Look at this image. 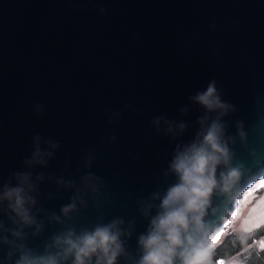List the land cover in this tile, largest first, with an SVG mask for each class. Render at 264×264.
<instances>
[{
	"label": "water",
	"instance_id": "water-1",
	"mask_svg": "<svg viewBox=\"0 0 264 264\" xmlns=\"http://www.w3.org/2000/svg\"><path fill=\"white\" fill-rule=\"evenodd\" d=\"M213 80L235 109L224 116L191 99ZM218 116L232 166H243L240 196L264 176V0H0V194L27 172L36 201L21 237L0 204V264L25 249L56 252L55 237L116 219L117 264H138L139 237L177 182L178 147ZM37 136L53 155L29 166ZM226 205L235 208L217 192L208 210L219 229Z\"/></svg>",
	"mask_w": 264,
	"mask_h": 264
},
{
	"label": "clouds",
	"instance_id": "clouds-1",
	"mask_svg": "<svg viewBox=\"0 0 264 264\" xmlns=\"http://www.w3.org/2000/svg\"><path fill=\"white\" fill-rule=\"evenodd\" d=\"M191 99L209 112L218 111L219 116L235 110L233 105L222 101L215 80L209 83L205 91L198 92ZM219 116L208 127H202L193 142L182 149L178 147L170 164V170L177 176V182L162 197L159 211L152 217L147 233L139 237L142 256L138 264H207L221 231L217 227L218 222L207 219L213 196L219 192L232 207L239 208V182L243 166H232L234 153L224 139L226 125ZM207 119V116L204 117L200 123L203 125ZM154 122L158 124L160 121L157 119ZM185 127L183 123L179 125L181 130ZM168 131H172L171 125ZM238 135L242 140L247 135L242 121L238 122ZM35 139L37 144L33 157L25 161L29 166L36 163L46 164L44 156L53 155L52 152L45 153L41 150L39 136ZM229 139L235 141L234 137ZM52 147L56 148L58 145L53 143ZM221 165L226 170L220 172L218 177L217 170ZM14 175L18 184L4 185L0 204L6 201L8 209L15 214L10 218L21 225V230L13 229L12 234L21 237L23 227L36 223L26 207L36 203L29 194L35 186L31 182L30 173L17 172ZM75 200L73 198V203L62 209L65 215L76 208ZM217 212L218 209H212L213 215ZM224 212L225 215L219 219L229 225L233 224L237 216L232 213L229 205L225 206ZM123 223V220L116 219L110 224L97 225L94 230H86L79 235L74 230H69L54 238V246L58 251L46 250L44 255H34L30 249H25L16 264H62V261L69 258H72V264H117L118 257L125 251L120 239L123 232L118 227ZM248 224L247 220H243L238 227L233 228L234 232L239 233L241 243L246 242L247 234L251 231ZM4 242L10 243L7 238ZM8 255L11 256L12 253L9 252Z\"/></svg>",
	"mask_w": 264,
	"mask_h": 264
},
{
	"label": "trees",
	"instance_id": "trees-1",
	"mask_svg": "<svg viewBox=\"0 0 264 264\" xmlns=\"http://www.w3.org/2000/svg\"><path fill=\"white\" fill-rule=\"evenodd\" d=\"M259 238L264 240V225L253 230L251 235H247L244 243H241L239 236L227 234L212 249L207 264H217L220 260L225 261V264L231 261L238 264H250L253 258L258 264H264V250L259 247V241H257Z\"/></svg>",
	"mask_w": 264,
	"mask_h": 264
},
{
	"label": "rangeland",
	"instance_id": "rangeland-1",
	"mask_svg": "<svg viewBox=\"0 0 264 264\" xmlns=\"http://www.w3.org/2000/svg\"><path fill=\"white\" fill-rule=\"evenodd\" d=\"M264 180V176L254 181L248 188H246L243 193L239 196L240 200H245L244 193L248 192L250 188H254L255 191L245 200L244 204H239V208L241 212L239 215L235 214L236 207L232 211L233 214L237 216V219L233 222V224L229 225L225 222V224L221 227V231L217 237V243H219L224 236L227 234H233L235 236H239V233L234 232L233 228L238 227L243 220H247L249 222L248 226L250 227L251 231L247 235H251L253 230L257 227H253L254 223L259 222V217L261 211H264V205H261V201H264V187H259L258 184L260 181ZM224 233L223 237L219 241V235ZM257 241H264L262 238L257 239ZM216 243V245H217ZM215 245V246H216ZM214 246V247H215ZM255 264L257 262L256 259H251L250 264ZM219 264V263H217ZM228 264H238L237 262L231 261Z\"/></svg>",
	"mask_w": 264,
	"mask_h": 264
},
{
	"label": "snow or ice",
	"instance_id": "snow-or-ice-1",
	"mask_svg": "<svg viewBox=\"0 0 264 264\" xmlns=\"http://www.w3.org/2000/svg\"><path fill=\"white\" fill-rule=\"evenodd\" d=\"M259 187H264V180L260 181L259 184H258ZM255 191L254 188H250L248 192L244 193V197H245V200ZM245 200H241V204H244L245 203ZM261 205H264V201H261ZM241 212V209L238 208L235 210V214L236 215H239ZM261 225H264V211H261V214H260V217H259V222L258 223H254L253 224V227H259ZM224 233H221L219 235V241L221 240V238L223 237ZM259 247L261 250H264V241H260L259 242ZM219 264H225V261L223 260H220L219 261Z\"/></svg>",
	"mask_w": 264,
	"mask_h": 264
}]
</instances>
